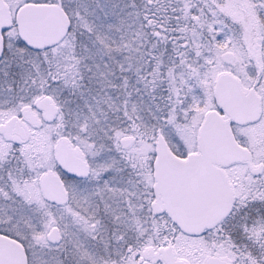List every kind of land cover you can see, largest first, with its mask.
<instances>
[{
    "label": "snow or ice",
    "instance_id": "6c2138e0",
    "mask_svg": "<svg viewBox=\"0 0 264 264\" xmlns=\"http://www.w3.org/2000/svg\"><path fill=\"white\" fill-rule=\"evenodd\" d=\"M0 264H264V0H0Z\"/></svg>",
    "mask_w": 264,
    "mask_h": 264
}]
</instances>
